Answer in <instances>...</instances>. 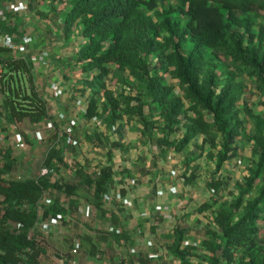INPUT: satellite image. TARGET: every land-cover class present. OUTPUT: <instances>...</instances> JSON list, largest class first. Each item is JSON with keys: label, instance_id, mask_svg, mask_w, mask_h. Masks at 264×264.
Segmentation results:
<instances>
[{"label": "trees", "instance_id": "1", "mask_svg": "<svg viewBox=\"0 0 264 264\" xmlns=\"http://www.w3.org/2000/svg\"><path fill=\"white\" fill-rule=\"evenodd\" d=\"M28 1L30 7L44 2L61 11L66 44L84 40L77 64L82 73H94L92 81L82 82L93 92L85 115L88 121L96 119L107 128L121 121H137L145 143L160 147L156 157H164L167 150L181 154L193 147L182 174L185 187H192L200 177L198 166L193 165L196 160L206 156L214 163V178L208 183L213 202L202 204L198 213L206 215L228 187V180L214 179L241 155L240 140L252 143L256 165L237 183L238 196L224 201L212 225L199 231L202 252L185 243L192 229L181 226L169 236L168 247L180 264H264L260 227L264 221V27L256 33L250 19L239 16L264 14V0H180L187 4V22L173 20L171 9L160 11L163 0ZM60 4L67 6L59 10ZM1 35L17 44L15 36L24 33L0 21ZM168 77L177 83L178 93ZM245 77L254 80L262 115H254L242 100ZM0 95L12 125L40 124L51 118L32 63L15 57L6 46H0ZM243 112L254 121L253 134L247 132ZM55 137L53 142L58 134ZM94 138L102 141L99 133L86 135L88 142ZM116 146L123 148L119 143ZM56 153V161L63 164L64 154ZM6 154L13 165L11 152ZM108 162L98 174L95 198L111 196L115 172L110 152ZM2 172L0 264H41L42 249L34 233L38 216L30 207L38 203L44 190L65 188L43 178L9 182L1 177ZM66 187L69 210L56 202L47 213L59 217L78 208L73 200L77 187ZM154 219L158 225L165 221ZM151 229L155 232L156 227ZM100 237L117 242L129 239L126 232L116 229Z\"/></svg>", "mask_w": 264, "mask_h": 264}, {"label": "rangeland", "instance_id": "2", "mask_svg": "<svg viewBox=\"0 0 264 264\" xmlns=\"http://www.w3.org/2000/svg\"><path fill=\"white\" fill-rule=\"evenodd\" d=\"M24 6L26 8L24 15H29V18L18 22L25 26L28 21V28L34 35L31 38L35 42L34 46L41 49L42 54H47L46 56L51 60L55 57L62 60L67 56H72L78 43H63L55 36L54 30L47 29L49 25L56 28V24L61 23V11H54L49 4L45 3H36L32 9L28 5ZM66 6L60 4L56 8L61 10ZM158 9L160 11L173 10L172 19L175 21L187 22L188 20L185 15L187 4L183 1L163 0L160 1ZM239 16L249 18L254 24V31L261 33L264 27V14L256 17L253 14L239 13ZM19 41L26 42L20 39ZM1 44L12 45L7 38L0 37ZM126 78L129 83L133 82L132 79ZM168 82L176 87L178 93L177 83L169 77ZM244 82L246 89L242 100L249 104L254 115H262L261 97L256 90L254 80L245 77ZM0 103H2L0 108L5 111L3 99ZM244 107L242 102L241 110ZM243 117L247 132L253 134L255 132L254 121L245 112H243ZM5 123L10 127H6ZM48 125L50 122L44 119L40 124L31 125L25 122L19 124L18 128L17 126L12 128L5 115L0 117V170L3 171L1 177L9 182L14 180L39 181L43 178L52 185L59 184L65 188L64 190H44L38 203L30 207L36 210L38 216L34 233L42 249L41 264H141L142 259H151L152 263L148 264H180L168 247L169 236L174 229L177 226L193 228L185 243L191 244L197 248V251L202 252V236L199 231L212 225L224 201H232L238 196L237 183L243 182L249 174V168L256 165V158L252 154V143L240 140L241 155L226 164L219 176L214 179L228 180L229 185L224 188L218 203L206 215H203L198 213L197 209L204 203L213 202V194L208 183L214 178L212 173L215 165L206 156L196 160L193 165L198 166L200 177L192 187L185 189L182 174L193 147L181 154L167 150L164 157H158L157 166L159 168L152 170L154 169L151 163L152 157L159 156L161 150L156 144L142 142L134 144L132 148L129 146L128 153L124 155L128 156L131 152L130 159L113 149L112 137L115 138V136L111 134H104L102 138L104 141L99 142L94 138L92 142H88L86 135L89 134L88 132L93 134L96 131H93V128L74 125L75 128H63L62 131L49 128ZM57 134L58 137L53 142ZM8 151L15 160L13 165L9 164V160L5 157ZM57 151L64 154L63 164L56 161ZM109 152L116 177L127 176L130 181L134 182L135 185H132L134 188L138 186L136 175L139 176L140 182L147 181L149 188L146 187L148 190L142 189L144 195L140 202L137 201L139 199L128 200L125 206V202L123 203L119 198V192H115L113 197L107 195H103L102 198L94 197L93 189L98 180V174L103 167L109 165ZM44 170L51 173L43 175ZM66 186L77 187L78 195H75L73 200L78 202V208L59 217L47 213L56 202L69 210ZM3 199L0 198V204ZM115 209L117 213L114 212ZM126 211L131 215H126L124 213ZM152 212L158 218L163 217L165 220L164 223L156 226L158 228L156 234L150 229L153 224L150 216ZM112 214L127 217V226L124 225L127 231L118 226L115 227L111 220ZM154 222L158 224V221ZM260 227L264 234V221L261 222ZM113 229L126 232L129 239L121 242L114 239L103 241L100 234Z\"/></svg>", "mask_w": 264, "mask_h": 264}, {"label": "crops", "instance_id": "3", "mask_svg": "<svg viewBox=\"0 0 264 264\" xmlns=\"http://www.w3.org/2000/svg\"><path fill=\"white\" fill-rule=\"evenodd\" d=\"M45 4H48V3H45ZM24 5H28L30 9L33 8V7H30L28 0H0V21H5V23L8 26L18 27L24 33L25 38L19 35L18 37L15 36L16 39L18 40V43L20 42V44L18 45L17 43L16 46L20 48H19V51L17 52L18 55L17 54L14 55V53L12 54L15 57L26 58L33 65L35 76H36V82L38 85V91L40 95L47 100V103H48V112L51 116V118L45 119L50 122V125H48V127L56 128V129L59 128L62 131L64 130L63 128H75L74 125H76L77 127H82V128L90 127L94 129L93 131L95 130L96 131L93 134L92 133L90 134V132H88L89 133L88 135H94L95 133H99L101 139L103 138L104 134L106 135L111 134L115 136V138L112 137L113 138V144H112L113 149L117 150L120 153H123L124 157L131 159L132 157V154H130L131 152L129 153L128 156L124 155L128 153V150H129L128 147L130 146V148H132L134 144H140L142 142H145L140 134V129L142 126L137 121H130V122L121 121L117 123L115 126H113L112 128H107L102 122L97 121L96 119H92L91 121H88L85 118L86 110H87L89 101L91 97L93 96V92L90 88L82 84V82L87 81V80L92 81L94 78V73L92 74L82 73L81 66L77 64V52L79 50V45L82 44L84 40L80 38L79 40L76 41L78 45H77V48H75L72 56L70 57L67 56L66 58H63L62 60H59L56 57L53 58V60L49 59V57L46 56L47 54L46 55L45 53L42 54L41 52L42 50L39 48L37 49L36 46H34L35 42L33 41V39H31L34 35H32V32H31L32 30L30 31L28 28L29 27L27 25L28 21L25 26L20 23L23 19L29 18V15H24L25 14L24 9H26ZM26 11L28 12V9ZM30 16H33V15L30 14ZM60 21H61L60 24H56V28H52V26L49 25L47 26V29L54 30L55 36L57 38H60L63 41V43H65L63 40V21H64L63 15H61ZM29 31L31 32V34L29 33ZM0 37L7 38L6 35H1ZM19 39L24 40L26 42L21 43ZM0 46H4V44L3 45L1 44ZM1 99H3V97L0 95V100ZM0 104L2 105V103ZM0 112H1L0 117L5 115V111H3L1 108H0ZM79 124H81L82 126H78ZM31 125H34V124H31ZM5 126L10 127L6 123H5ZM15 126H17L18 128L19 125H12L11 127L16 128ZM102 141L104 140L102 139ZM118 143L121 144L123 148L117 147L116 145H118ZM123 149L125 150L124 152H123ZM152 158L153 159L151 163L156 162V164L158 165L159 164L158 157L155 156ZM127 164H129V161H127ZM152 168H154L152 170H157L159 167L156 166ZM135 177H137L136 180L138 181V186H136V188L132 186L135 184L134 182L130 181V179H128L127 176L122 177V178H118L116 177V175L114 176V186H112V189L110 190L111 196L114 195L115 192H119L118 193L119 198L122 199L123 203L125 202L124 204L125 206H127L128 200L131 201L132 199H136V200L139 199L137 201L140 202L141 197L144 195L142 189L148 190L146 188L148 187L147 181L143 180V182H140L139 176L136 175ZM118 187H119V190H117ZM130 188H132L135 191L132 192L133 190L131 191ZM184 188L189 189L190 187L184 186ZM123 192L125 193L124 197L122 196ZM114 212L117 213L116 209ZM124 213L126 215L130 214V212L128 211ZM150 216L153 221L151 228L156 227L158 225L154 222L155 221L154 216L156 217V214L152 212ZM126 218H127L126 216L123 217L120 214L119 215L112 214L111 216V220L113 221V224L115 225V227L118 226L120 228H123L125 231H127L126 230L127 228L125 227L127 226ZM115 219H117L116 222H114ZM140 225H143V224H140ZM191 229L193 231V228ZM157 230L158 228L156 227L155 234ZM146 261H147V264L152 263L151 259L149 260L146 259Z\"/></svg>", "mask_w": 264, "mask_h": 264}, {"label": "built area", "instance_id": "4", "mask_svg": "<svg viewBox=\"0 0 264 264\" xmlns=\"http://www.w3.org/2000/svg\"><path fill=\"white\" fill-rule=\"evenodd\" d=\"M7 40H8L9 42H11L12 45H6V46H7L8 48L12 49V52H13L14 54H17V52L19 51V48L16 46V44H15L10 38H7ZM21 146L23 147L24 145H21ZM49 173H51V172L48 171V170H44V171L42 172L43 175H48Z\"/></svg>", "mask_w": 264, "mask_h": 264}]
</instances>
